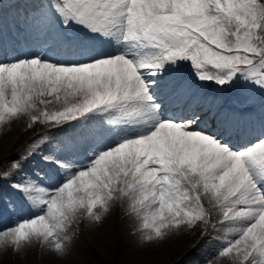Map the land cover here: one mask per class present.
Instances as JSON below:
<instances>
[{
	"label": "snow or ice",
	"instance_id": "1",
	"mask_svg": "<svg viewBox=\"0 0 264 264\" xmlns=\"http://www.w3.org/2000/svg\"><path fill=\"white\" fill-rule=\"evenodd\" d=\"M29 2L0 26V128L47 127L0 165V219L26 210L0 249L66 255L121 202L149 245L200 227L203 264H264V0Z\"/></svg>",
	"mask_w": 264,
	"mask_h": 264
},
{
	"label": "rangeland",
	"instance_id": "2",
	"mask_svg": "<svg viewBox=\"0 0 264 264\" xmlns=\"http://www.w3.org/2000/svg\"><path fill=\"white\" fill-rule=\"evenodd\" d=\"M17 1L24 2V0H3V5ZM21 19H23V16H21ZM16 24L17 27L21 26L19 23ZM29 122L27 117H21L13 121L17 129L14 130V137L10 143H7L8 147L1 153L0 165L3 168H9L11 163L20 154L24 153L25 146L47 127V125L36 123L29 128ZM113 218L115 219L114 212L111 219L112 223H114ZM128 219V221L125 219L124 226H133V234H129L128 240H119L121 243H116L114 240L100 239V232L104 228L105 222L99 224L89 223L86 220L78 222L77 225L84 223L88 234L91 237L95 236L97 240H79L81 246L77 251H72L63 258L52 259L47 264H194V262L203 264L204 258L215 249L211 248L207 251L204 247L201 248L204 243L206 245L211 240L209 238L202 241L198 239L201 236L200 227H197L194 231L186 230L176 234L162 244L149 245L139 239L140 232L138 229L140 224L132 221L135 223L133 224L129 217ZM95 249L98 251L94 252ZM11 255L8 253L5 256H0V264H43L33 252L29 254L23 251L15 256Z\"/></svg>",
	"mask_w": 264,
	"mask_h": 264
},
{
	"label": "bare ground",
	"instance_id": "3",
	"mask_svg": "<svg viewBox=\"0 0 264 264\" xmlns=\"http://www.w3.org/2000/svg\"><path fill=\"white\" fill-rule=\"evenodd\" d=\"M10 3L11 4L3 5L2 12H0V26L3 27L9 39H14V34L17 32H22V31L16 28L14 29V25L12 24L11 20H14V22L15 21L20 22V17L23 16V13L27 12L34 5L30 3L29 0H24V2L17 1V2H10ZM7 31L11 32L12 35H9ZM213 89H214L213 86H209L210 91H212ZM14 123L12 122L11 124L5 125L2 128H0V156H1V153L6 149V147H8L7 143L8 142L10 143V141L14 137V130L17 129L14 126L16 123L15 124ZM236 142L244 143L245 141L237 138ZM20 155L16 158V160L19 159ZM113 212L115 215V219L113 218L114 223L111 222ZM25 214H26V210H22L15 214H5V216L2 219H0V229L7 227V226H12L14 215L19 216L22 219L24 218ZM217 216H218V213L213 212V217L215 218ZM128 217L130 218L131 222L134 221L135 223L140 224V220L130 213L126 204H122L121 202H116L112 210L106 215L105 219L103 220V222H105L106 224L104 225V228L101 229L100 239L101 240H114V242L116 243H121L119 242V240H128L129 234H133L132 229L134 228L133 226H130V225L129 227L128 225L124 226V224L126 223L125 219H127V221L129 220ZM212 234L219 235V233H215V232ZM198 239L201 240V236ZM207 239L208 237H205L203 240H207ZM79 240L88 241V240H97V238L95 236L91 237V235L88 234V230L85 228L84 223L81 225H77L75 227L74 232H72V239L70 241V249L68 253L66 254L67 256L72 251L75 252L79 249V247L81 246V243L79 242ZM204 245L205 243L203 244L201 248L204 247V249L207 251L211 248H216L218 246L217 241L215 240H211L210 242L206 243L205 246ZM23 251H25V253L28 252L29 254H32V252L35 253L36 258H39L40 262H42L43 264H47V262L51 261L52 259H55L58 257L63 258L64 256H66V255L61 256L59 254H54L50 250L42 247L36 242H33L31 245L26 246L24 249L18 252L13 250L11 246H6L0 249V256L2 255L5 256L8 253L12 254L11 256H15L18 253L23 252ZM96 251L98 250L95 249L94 252ZM219 264H234V262L231 260L230 257H224V258H221Z\"/></svg>",
	"mask_w": 264,
	"mask_h": 264
}]
</instances>
